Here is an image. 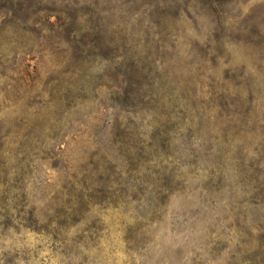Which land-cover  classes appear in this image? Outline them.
Segmentation results:
<instances>
[{
  "label": "rangeland",
  "instance_id": "1",
  "mask_svg": "<svg viewBox=\"0 0 264 264\" xmlns=\"http://www.w3.org/2000/svg\"><path fill=\"white\" fill-rule=\"evenodd\" d=\"M0 264H264V0H0Z\"/></svg>",
  "mask_w": 264,
  "mask_h": 264
},
{
  "label": "trees",
  "instance_id": "2",
  "mask_svg": "<svg viewBox=\"0 0 264 264\" xmlns=\"http://www.w3.org/2000/svg\"><path fill=\"white\" fill-rule=\"evenodd\" d=\"M126 92H129L128 89L126 90Z\"/></svg>",
  "mask_w": 264,
  "mask_h": 264
}]
</instances>
